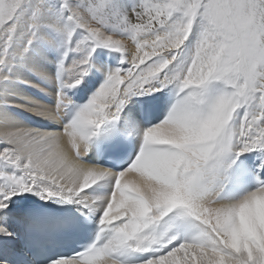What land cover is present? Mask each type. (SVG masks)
Segmentation results:
<instances>
[{"label":"snow or ice","instance_id":"1","mask_svg":"<svg viewBox=\"0 0 264 264\" xmlns=\"http://www.w3.org/2000/svg\"><path fill=\"white\" fill-rule=\"evenodd\" d=\"M98 48L120 52L127 67L108 69L76 106L68 91L103 71L93 62ZM40 63L55 64V75ZM25 72L56 83L55 107L27 97L14 104L17 85L39 87ZM169 87L175 103L139 132L129 166L115 172L85 160L122 119L135 123L125 116L133 97ZM13 106L68 119L60 130L21 127ZM0 129V264H264V0H0ZM248 153H257L256 186L231 199ZM101 181L110 192L89 191ZM26 193L98 212L95 240L38 260L44 243L78 225L14 213Z\"/></svg>","mask_w":264,"mask_h":264},{"label":"bare ground","instance_id":"2","mask_svg":"<svg viewBox=\"0 0 264 264\" xmlns=\"http://www.w3.org/2000/svg\"><path fill=\"white\" fill-rule=\"evenodd\" d=\"M127 3L131 4L132 0H126ZM129 50L134 51V45L129 42ZM110 50V49H109ZM112 51V52H111ZM108 51L106 48H98L94 57L93 62L98 66L102 67L103 71L93 70L92 73L85 78V82L76 89L68 91V95L74 101L76 106H82L85 104L90 97L98 90L99 86L102 84L105 79V73L108 69H114L116 67H121L117 63V57L114 53H119L114 50ZM50 60H55L58 58V53L55 51H49L47 53ZM119 62V60H118ZM122 64V63H121ZM40 70L48 73L50 75H55V64L53 63H40ZM24 78L30 80L33 84L39 85V87H32L25 84H19L16 86L15 90L19 93L18 97L13 98L15 105L27 104V100L22 99L21 97H27L30 100L36 101L37 103L44 105L48 108L55 107L56 104V92L58 87L55 82L49 83L46 80L40 79L39 77L31 74L24 73ZM44 89L45 91H41ZM176 100V92L172 87L164 89L161 93H156L152 96H143V97H133L125 108V116L129 113L134 118L135 123L125 124L122 119L118 123V128L121 132V136L124 142L125 147L122 150L120 156H122L118 163V168L106 167L103 163V155L97 151V145L93 146V149L89 152L88 156L85 157V160L91 164H98L104 168L111 169L115 172H119L122 169H125L129 166L130 162L138 154L139 149L142 144V138L139 134L141 130H146L150 126H155L163 121L166 118L167 113L169 112L172 105ZM31 105H29L30 107ZM9 113L12 119L17 122L21 127L39 129L42 131H51V130H60L63 127V124L67 122L68 117H65L62 121H52L46 119L43 116L37 115L28 110L26 107H11ZM2 130V129H0ZM129 141L133 144L134 150L129 152L130 147H128ZM115 147L117 143H112ZM123 144H120V146ZM5 145L0 144V148H3ZM242 169L246 170L244 172H238L236 179L233 184L228 188V195L231 199H238L245 195L248 191L255 188V179L252 174L255 165L258 163L257 153H248L241 158ZM89 191L93 192L96 195H105L111 191L107 186L106 181L98 182L93 189ZM16 204L13 206L14 213L18 211H27L28 203H47L48 201L41 199L38 195L33 193H26L23 196H17L14 198ZM72 207L80 211L85 215H91L93 219L99 220V213L92 212L88 209H83L77 204H72ZM190 233L181 230V236L189 235ZM148 254H137L136 258H141Z\"/></svg>","mask_w":264,"mask_h":264},{"label":"rangeland","instance_id":"3","mask_svg":"<svg viewBox=\"0 0 264 264\" xmlns=\"http://www.w3.org/2000/svg\"><path fill=\"white\" fill-rule=\"evenodd\" d=\"M108 51H111V50H109L108 49ZM112 52V51H111ZM115 55H116V57H117V63H119L120 65H121V67H127V64H121V61H122V54L120 53H114ZM118 60H119V62H118Z\"/></svg>","mask_w":264,"mask_h":264}]
</instances>
